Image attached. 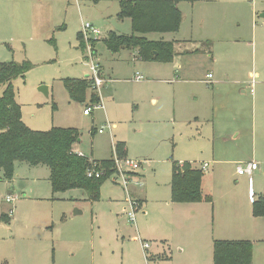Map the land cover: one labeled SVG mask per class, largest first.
<instances>
[{"label": "rangeland", "instance_id": "374dc122", "mask_svg": "<svg viewBox=\"0 0 264 264\" xmlns=\"http://www.w3.org/2000/svg\"><path fill=\"white\" fill-rule=\"evenodd\" d=\"M120 2L0 0V62L28 65L14 81L25 124L78 129L73 152L92 163H142L127 186L107 178L96 201L85 189L55 192L47 165L17 162L12 180L0 170V264H215L216 241H249L251 264H264V217L251 203L264 195V0L182 2L178 31L146 35L174 43L167 61L109 50L112 34H135ZM93 63L105 82L73 99L65 81L92 82ZM175 162L209 163L202 191L211 202H172ZM252 162L258 170L239 174Z\"/></svg>", "mask_w": 264, "mask_h": 264}, {"label": "trees", "instance_id": "16d2710c", "mask_svg": "<svg viewBox=\"0 0 264 264\" xmlns=\"http://www.w3.org/2000/svg\"><path fill=\"white\" fill-rule=\"evenodd\" d=\"M197 1L200 0H121L119 16L132 18L136 35L112 34L107 41L109 50L117 53L130 49L137 51L143 59L171 60L176 55L174 43L164 39L151 40L146 35L178 31L182 23L180 4ZM27 70L25 63L0 62V170H3L4 178H14L17 162H27L31 166L47 165L55 192L85 189L91 200H98L103 182L118 173L115 159L92 163L74 153L73 145L80 139L76 128L36 131L25 124L14 81L25 76ZM65 85L73 99L84 100L87 89L93 84L88 76L68 79ZM91 101L100 103L101 99L92 93ZM116 150L119 157L124 156V145H117ZM93 166L102 170L100 178L87 176V170ZM204 175L201 168L189 162H175L171 181L172 202H211V197L202 191ZM252 212L255 217H264V195L253 197ZM251 251L249 241H216L215 264H251Z\"/></svg>", "mask_w": 264, "mask_h": 264}, {"label": "built area", "instance_id": "2783aa9c", "mask_svg": "<svg viewBox=\"0 0 264 264\" xmlns=\"http://www.w3.org/2000/svg\"><path fill=\"white\" fill-rule=\"evenodd\" d=\"M83 30L85 32H91L97 36H99L101 34V32L96 29L95 27H93L91 24L86 23L83 26ZM92 84L95 87L101 86L103 85V83L105 82V79L103 78V76L101 75V69H100V65L93 63L92 64ZM90 77V76H89ZM208 78H212V74H208ZM135 80L136 81H142L143 80V76L140 75L139 73L136 74L135 76ZM254 80L251 82V91L252 93H254ZM84 113L87 115L90 113V108L88 107L87 109H85ZM100 132H103V130H100ZM116 161V165H117V169H118V173H116V175H120L122 177V180L124 182V184L127 186L129 184V178L132 176L130 173H133L132 171H136L139 168L142 167V163L141 162H137V161H133V160H120L115 159ZM123 166H127V168L129 169L128 171L123 170ZM209 167V163H205L203 164V166L201 167V169L205 172L207 170V168ZM256 169H258V164L256 162H252L248 165V167L239 168V174H245V173H249L252 174L253 171H255ZM103 175L102 170H97L94 166L90 167L87 170V176L88 177H95V178H100ZM252 176L250 177L251 180ZM116 180V178H115ZM14 197H11L10 195L7 197V201H13ZM130 202V211L128 212V220L129 222H131L132 224H136V209H137V202L133 201L132 199L129 200ZM144 247H148V244L145 243Z\"/></svg>", "mask_w": 264, "mask_h": 264}, {"label": "crops", "instance_id": "0c3cea01", "mask_svg": "<svg viewBox=\"0 0 264 264\" xmlns=\"http://www.w3.org/2000/svg\"><path fill=\"white\" fill-rule=\"evenodd\" d=\"M137 52V51H136ZM175 52H176V54H178L177 53V51L175 50ZM188 52H190L189 50H186V53H188ZM210 52V51H209ZM184 52H179V54H183ZM209 57L211 58V60H213V54H210L209 53ZM257 57V55H256V53H255V58ZM237 59H241L239 56L237 57ZM232 65H234L233 63H232ZM208 74H212L211 72H209V73H207V75H206V79L204 80L205 82H207V83H209V82H211V78L209 79L208 78ZM251 75H252V73H251ZM86 77H88V76H86ZM212 78H213V74H212ZM220 83H222V82H220ZM243 92H245V90L243 91ZM252 92V91H251ZM85 111V110H84ZM199 168H201V167H199ZM258 169H259V166H258ZM258 169H256V170H258ZM253 174V173H252ZM252 200H253V198H251V203H252ZM174 203V202H173ZM200 203V202H199ZM179 204H188V205H193V204H197V203H179Z\"/></svg>", "mask_w": 264, "mask_h": 264}, {"label": "water", "instance_id": "95a60500", "mask_svg": "<svg viewBox=\"0 0 264 264\" xmlns=\"http://www.w3.org/2000/svg\"><path fill=\"white\" fill-rule=\"evenodd\" d=\"M40 91L43 92L47 97L49 96V89L47 86L40 87ZM75 213L78 214V213H80V211L76 210Z\"/></svg>", "mask_w": 264, "mask_h": 264}]
</instances>
